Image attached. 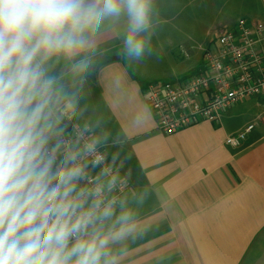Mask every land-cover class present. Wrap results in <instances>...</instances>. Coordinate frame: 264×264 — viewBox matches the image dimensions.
Listing matches in <instances>:
<instances>
[{"label":"clouds","instance_id":"1","mask_svg":"<svg viewBox=\"0 0 264 264\" xmlns=\"http://www.w3.org/2000/svg\"><path fill=\"white\" fill-rule=\"evenodd\" d=\"M162 23L160 0H0V264H135L159 227L124 170L147 109L114 132L86 86L105 40L141 64Z\"/></svg>","mask_w":264,"mask_h":264},{"label":"crops","instance_id":"2","mask_svg":"<svg viewBox=\"0 0 264 264\" xmlns=\"http://www.w3.org/2000/svg\"><path fill=\"white\" fill-rule=\"evenodd\" d=\"M160 3L163 23L153 40H164L163 45H153L154 55L129 67L120 58V44L105 40L94 59H111L86 86L89 103L106 115L114 132L147 109V120L131 131L124 148L131 157L124 170H132V185L154 188L147 210L156 213L159 227L133 259L135 264H264V93L222 110L216 120L201 119L168 134L157 128L144 92L149 83L197 71L215 35L240 18L264 22V0ZM199 38L203 52L196 62L172 67L174 50L179 47L191 59L189 40ZM250 123L240 145L225 143Z\"/></svg>","mask_w":264,"mask_h":264},{"label":"built area","instance_id":"3","mask_svg":"<svg viewBox=\"0 0 264 264\" xmlns=\"http://www.w3.org/2000/svg\"><path fill=\"white\" fill-rule=\"evenodd\" d=\"M212 43L194 73L146 86L145 99L159 130L170 134L201 119L216 120L222 110L264 93V22L240 18ZM252 127L228 135L225 143L240 145Z\"/></svg>","mask_w":264,"mask_h":264},{"label":"rangeland","instance_id":"4","mask_svg":"<svg viewBox=\"0 0 264 264\" xmlns=\"http://www.w3.org/2000/svg\"><path fill=\"white\" fill-rule=\"evenodd\" d=\"M185 40H188V39H185ZM200 40H202V38L189 40V44H191L190 45L191 46V51H190L191 59H187L186 54L184 53V51H182V49H180L179 47L176 48L174 50V55H171L170 57V63L172 67H175L176 70H180V69L188 68L192 64H194L197 58L199 57V55L203 52L202 48L198 47V43L201 42ZM163 43H164V40H163ZM163 43L162 41H159L158 44H156V40H153V45H163ZM164 80H173V79L165 78Z\"/></svg>","mask_w":264,"mask_h":264},{"label":"water","instance_id":"5","mask_svg":"<svg viewBox=\"0 0 264 264\" xmlns=\"http://www.w3.org/2000/svg\"><path fill=\"white\" fill-rule=\"evenodd\" d=\"M111 59V57L109 55H103V56H100L96 59H94L93 63H92V66L90 67L89 69V76L88 78H93L94 77V74L95 72L98 70V68L106 63L107 61H109Z\"/></svg>","mask_w":264,"mask_h":264}]
</instances>
